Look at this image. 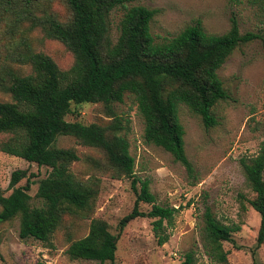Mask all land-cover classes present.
<instances>
[{"label":"trees","instance_id":"trees-1","mask_svg":"<svg viewBox=\"0 0 264 264\" xmlns=\"http://www.w3.org/2000/svg\"><path fill=\"white\" fill-rule=\"evenodd\" d=\"M32 1L0 0V23L6 22L5 33L14 32L18 23L29 20L41 28L45 37L58 40L72 54L73 63L62 71L49 56L32 52L28 46L19 51L17 46L6 53L8 59L30 65L31 72L18 74L1 68L0 91L9 100L0 101V134L7 135L0 141V152L44 166L48 171L36 185L40 207L30 206L32 175L26 176L23 169L11 171L7 184L12 189L10 194L5 196L0 187V223L17 216L19 238L49 244L63 214L89 209L94 190L69 171L70 163L77 160L75 152L54 145L59 136H71L99 150L109 168L130 178L136 198L133 209L117 221L115 234L103 221H90L87 233L67 245L69 258L100 264L113 261L118 236L137 216L151 219L156 245L161 246L167 240L164 229L172 225L177 208L155 204L147 180L134 176V160L128 151V140L121 133L125 126L119 117L113 115L108 125L101 126L67 121L64 115L72 103H95L109 109L110 104L120 102L129 93L144 122V141L169 153L190 174L191 163L184 152L185 131L178 120L177 107L186 106L206 127L217 123L212 107L228 98L217 71L241 45L258 39L264 48V0H248L256 7L255 16L261 24L255 31L240 33L233 13L226 32L207 33L196 20L163 42H155L149 32L155 9L127 7V3L137 0H63L70 11L65 21L52 16L37 18ZM118 6L125 11L118 21L116 39L110 43L106 17ZM239 165L245 185L254 193L248 203L259 219L255 238L258 246L264 241V136L256 152L241 157ZM24 177L25 183L15 186ZM140 202L151 203V208L139 210ZM210 211L206 207L201 213V246L210 259L227 264L222 243L238 227L222 224ZM182 264H196L192 251L184 254Z\"/></svg>","mask_w":264,"mask_h":264},{"label":"rangeland","instance_id":"rangeland-1","mask_svg":"<svg viewBox=\"0 0 264 264\" xmlns=\"http://www.w3.org/2000/svg\"><path fill=\"white\" fill-rule=\"evenodd\" d=\"M126 5L156 10L149 22V32L155 42L168 40L196 20L205 32L221 34L228 30L233 13L240 33L255 31L261 26L255 16L256 7L248 0H137ZM31 8L37 18L52 16L65 21L70 14L63 0H33ZM124 11L118 6L106 17L110 43L116 39L118 21ZM5 23H0V74L3 67L18 74L31 72L30 65L6 57L7 51L17 46L18 51L28 46L32 52H42L62 71L71 67L72 54L58 40L45 37L40 27L24 20L17 24L14 32L5 33ZM217 73L228 98L212 107L217 122L214 126H204L186 106L177 107L178 120L185 131L184 152L191 163L190 174L169 153L144 141V122L131 94L125 93L122 100L110 104L109 109L95 103L70 104L69 112L64 115L67 121L105 126L113 115L118 116L125 126L121 133L129 143L134 176L147 180L155 204L177 208L172 225L164 229L165 243L156 245L151 219L137 216L126 223L118 236L114 260L103 264H182L188 251L194 253L196 264H218L206 255L199 238L201 213L206 207L222 224L238 227L229 240L222 243L227 264H264V241L255 246L258 215L248 203L254 193L245 185L239 165L241 157L256 152L264 136V48L260 40L235 48ZM3 100L9 97L0 91V101ZM6 137L0 134V141ZM54 145L75 152L77 160L70 163L69 171L77 180L92 187L94 201L86 211L63 214L51 233L49 244L19 238L17 216L1 222L0 264H100L70 259L65 249L72 240L87 233L92 220L103 221L108 231L115 234L119 218L134 207L136 194L130 186V178L109 168L99 150L63 135ZM15 169L25 170L26 176L32 175L28 192L30 206L40 207L36 185L48 168L0 152V187L5 196L12 191L7 184ZM24 183L25 177L15 186ZM135 186L139 187L137 183ZM150 208L151 203H139L141 211Z\"/></svg>","mask_w":264,"mask_h":264}]
</instances>
